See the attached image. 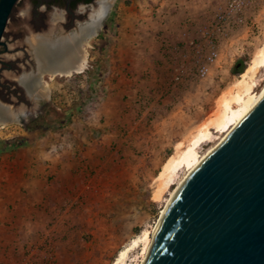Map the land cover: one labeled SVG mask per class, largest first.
<instances>
[{
    "label": "rangeland",
    "instance_id": "rangeland-1",
    "mask_svg": "<svg viewBox=\"0 0 264 264\" xmlns=\"http://www.w3.org/2000/svg\"><path fill=\"white\" fill-rule=\"evenodd\" d=\"M110 1L99 35L83 45L84 70L45 75L46 89L34 90L45 122L0 125V140L23 137L24 146L60 138L55 132L71 139L66 171L0 264H117L220 140L226 95L264 87V0L246 1L222 22L229 0ZM28 5L20 0L15 15ZM9 30L8 38L12 20ZM137 244L124 264L143 260Z\"/></svg>",
    "mask_w": 264,
    "mask_h": 264
},
{
    "label": "water",
    "instance_id": "water-1",
    "mask_svg": "<svg viewBox=\"0 0 264 264\" xmlns=\"http://www.w3.org/2000/svg\"><path fill=\"white\" fill-rule=\"evenodd\" d=\"M19 1L0 0V46L9 47L6 39ZM95 17L73 35L93 20L97 35L100 23ZM28 35L43 38L33 31ZM37 63L17 65L2 75L14 85L11 94L0 86V107L13 112L7 123L21 122L31 101L42 96L26 90L25 77L84 70L70 63L40 71ZM143 264H264V93L160 214Z\"/></svg>",
    "mask_w": 264,
    "mask_h": 264
},
{
    "label": "crops",
    "instance_id": "crops-1",
    "mask_svg": "<svg viewBox=\"0 0 264 264\" xmlns=\"http://www.w3.org/2000/svg\"><path fill=\"white\" fill-rule=\"evenodd\" d=\"M54 134L60 138L44 136L33 146L0 154V260L12 253L15 240L22 241L29 212L40 211L42 196L69 164L71 139Z\"/></svg>",
    "mask_w": 264,
    "mask_h": 264
},
{
    "label": "flooded vegetation",
    "instance_id": "flooded-vegetation-1",
    "mask_svg": "<svg viewBox=\"0 0 264 264\" xmlns=\"http://www.w3.org/2000/svg\"><path fill=\"white\" fill-rule=\"evenodd\" d=\"M102 1L103 0H28L29 5L25 15L19 13L18 15H14L11 19L13 24H17V30L10 38L7 37L6 42L9 44L8 40H11L15 45L12 48H6L5 45L0 46V86H3V90L11 94V90L14 87L9 81L2 79L4 73V75H6L7 71L13 70L17 65H31L36 63L34 51H30L31 47L27 44L26 40L27 37H30L28 35L29 32L33 31L42 37L46 36L44 37L46 39L78 37L79 33L73 35V32L79 30L81 23L90 21L92 19V14L99 20L100 31L111 15L110 1L105 5L100 17H97L96 13L101 9L103 5ZM99 31L97 35H99ZM8 51L9 53H7ZM60 53L62 56H65L66 61L84 60L85 62V51L80 47L79 42L76 46H67L65 49L61 50ZM18 98L20 99L21 97ZM31 103L32 106L27 110V113L21 114V123H30L42 114L41 106L43 100L39 98L31 101ZM31 110H36L37 113L35 114ZM12 116L13 114L10 117ZM10 117H8V119Z\"/></svg>",
    "mask_w": 264,
    "mask_h": 264
},
{
    "label": "bare ground",
    "instance_id": "bare-ground-1",
    "mask_svg": "<svg viewBox=\"0 0 264 264\" xmlns=\"http://www.w3.org/2000/svg\"><path fill=\"white\" fill-rule=\"evenodd\" d=\"M108 3H109V0L102 1L103 5L101 6V9L97 11L96 13L97 17H100L102 10H104L105 5H107ZM24 12L26 13V11ZM92 16L94 15L92 14ZM94 21L95 20H93L88 25L81 27L80 31L74 34L76 35L79 33L78 37L75 36L73 38L60 37L57 39L55 38L46 39L44 38L46 36H44L43 38H39V39L27 38V44L34 49V53H35V56L38 62L37 65H38L39 70L41 71L44 69H52L55 67L62 68L63 65L70 64V63L77 64L76 65L77 70L83 69L84 60L83 61L82 60H78V61L67 60L66 61L65 56H62L60 51L65 49L67 46H72V47L76 46L78 42H79L80 47L83 49L82 47L83 44L85 43L87 44L88 41L94 36V33L92 32V30L94 29L93 27L95 26ZM67 73L71 74L70 71H67L66 74ZM39 77L33 78V76L31 75H28L27 77H25L24 80L26 81V90L29 93L30 92L36 93V91H34L36 88H42L44 90L46 89L45 86L47 85L44 86L42 82V75ZM263 93H264V87L261 89L260 92H257L256 89L250 92H246L243 89H241V90L234 91L232 93H228L226 95L221 105L220 115H218L217 117L218 118L217 123L221 126H224V127L226 126V130L222 134L220 140L217 143H215L211 147V149L202 157L201 161L227 137V135L236 125H238L243 120V118L260 101ZM12 114H13L12 110L3 109L0 107V124L7 122L8 117H10ZM201 161L197 164V166L201 163ZM192 171L190 172V174L192 173ZM186 179L183 181V183L186 181ZM183 183L175 190L172 198L167 203V205L171 203L175 195L178 193V191L182 187ZM165 207L163 208L161 213L165 212ZM155 229H156V225L154 226L152 231L149 229H146L140 237L132 240L130 245L126 246L120 251L117 257L116 263L124 264L125 259L128 256L129 251L133 249V246L136 245L139 241H143L144 242L143 250H142L143 260L137 263V264H143L148 254V251H149V248L152 242V234L154 233Z\"/></svg>",
    "mask_w": 264,
    "mask_h": 264
},
{
    "label": "trees",
    "instance_id": "trees-1",
    "mask_svg": "<svg viewBox=\"0 0 264 264\" xmlns=\"http://www.w3.org/2000/svg\"><path fill=\"white\" fill-rule=\"evenodd\" d=\"M246 65L242 60H238L234 67L233 70L234 72H239L241 73L245 69ZM64 118H61L63 120ZM45 116L44 114H41L39 117L34 119L32 122L38 123V122H45ZM65 120V119H64ZM63 120V121H64ZM63 121L59 120V125L63 124ZM27 143V140L23 137H15L7 140H0V153L4 151H9L16 149L18 147L24 146Z\"/></svg>",
    "mask_w": 264,
    "mask_h": 264
},
{
    "label": "built area",
    "instance_id": "built-area-1",
    "mask_svg": "<svg viewBox=\"0 0 264 264\" xmlns=\"http://www.w3.org/2000/svg\"><path fill=\"white\" fill-rule=\"evenodd\" d=\"M246 1H251V0H229L226 5V8L218 13L220 22H222V20L225 18L231 17L233 15L232 13L241 10L242 6L245 4ZM219 29H221V27H219ZM216 47L217 46L214 43L211 45L212 50L208 55V59L214 60L215 56L217 55ZM206 69H207L206 66L203 65V67L201 68L202 75L205 74Z\"/></svg>",
    "mask_w": 264,
    "mask_h": 264
}]
</instances>
